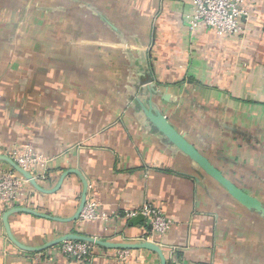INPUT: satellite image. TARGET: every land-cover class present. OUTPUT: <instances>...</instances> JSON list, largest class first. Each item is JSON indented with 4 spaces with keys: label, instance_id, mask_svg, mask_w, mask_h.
<instances>
[{
    "label": "crops",
    "instance_id": "crops-1",
    "mask_svg": "<svg viewBox=\"0 0 264 264\" xmlns=\"http://www.w3.org/2000/svg\"><path fill=\"white\" fill-rule=\"evenodd\" d=\"M18 1L36 11L24 0H0L10 13ZM250 1L251 21L236 37L190 32L183 0H50L41 9L56 14L57 25L87 32L82 40L56 41L61 48L52 45L37 66L17 63L21 56L2 58L0 155L29 145L50 161L34 176L42 191L26 184L14 206L44 216L22 210L7 216L17 244L0 207V264H160L156 253L143 249L130 250L126 261L118 250L98 246L82 260L57 246L39 249L69 234L138 242L143 225L114 216L145 203L172 222L151 240L166 264H264V218L239 206L167 144L143 112L159 108L188 140L178 124L213 126L215 140H250L264 159V0ZM84 189L86 202L96 203L108 220H71Z\"/></svg>",
    "mask_w": 264,
    "mask_h": 264
},
{
    "label": "rangeland",
    "instance_id": "rangeland-1",
    "mask_svg": "<svg viewBox=\"0 0 264 264\" xmlns=\"http://www.w3.org/2000/svg\"><path fill=\"white\" fill-rule=\"evenodd\" d=\"M24 1L29 6L34 7L36 11L29 13L23 10L22 4L18 1V5L13 4L16 6L15 10L10 13V11H7V7L4 10L0 2V65L6 63V61L2 62V58L6 59L9 57L13 60H18L21 56L24 60L17 61V63H24L25 67H29L32 64L37 66V60L49 57L52 45L54 48L58 45L56 41L60 44L67 39L82 40V33L86 30L68 28L64 22H61V25H57L56 14H53L55 17L52 15L51 18L50 14L41 12V9L52 5L50 0ZM10 9H13V7ZM57 48H61V45H58ZM29 55L36 56L32 58L34 60H31V57L27 59ZM13 63L16 64V61ZM195 113L200 114V110L196 109ZM178 115L184 116L186 114L181 111ZM193 115H190L192 120ZM178 118H181V122L183 121L181 116ZM178 126L187 132L189 141L195 144L198 150L211 159L219 169L223 170L221 171L225 176L232 179L236 185L245 186L243 189H250L264 200V184L261 183V180H264V159L257 157L258 153L252 152L249 147L252 144L250 140L247 143L235 137L234 140L232 139L233 141L230 139L215 140L214 127L209 125L197 126L180 123ZM231 142H233V145ZM220 155H223V157ZM251 170L255 171L256 174L251 172ZM254 185L255 188H253Z\"/></svg>",
    "mask_w": 264,
    "mask_h": 264
},
{
    "label": "built area",
    "instance_id": "built-area-1",
    "mask_svg": "<svg viewBox=\"0 0 264 264\" xmlns=\"http://www.w3.org/2000/svg\"><path fill=\"white\" fill-rule=\"evenodd\" d=\"M189 5L183 18L190 32L201 29L214 31L218 36L236 37L246 32L251 21L253 3L250 0H183ZM8 156L33 177L37 170H44L49 159L37 154L29 145H13ZM27 182L8 168H0V207L4 210L13 208L25 196ZM141 216L150 226L148 232L140 240H157L171 227V220L159 207L145 203L137 209L117 213L115 219H133ZM105 213L99 212V206L94 202L84 205L80 214L83 222L108 220ZM95 249L94 245L83 242H64L57 246L60 254L75 260H82ZM117 257L126 261L130 250H118ZM181 264V263H171Z\"/></svg>",
    "mask_w": 264,
    "mask_h": 264
},
{
    "label": "water",
    "instance_id": "water-1",
    "mask_svg": "<svg viewBox=\"0 0 264 264\" xmlns=\"http://www.w3.org/2000/svg\"><path fill=\"white\" fill-rule=\"evenodd\" d=\"M152 93H153L152 95H154V90ZM143 112L147 120L150 122V124L153 126L156 132L159 133L164 140H166L167 144H169L172 148L183 154L204 175L208 176L211 180L216 182L231 199H233L237 204H239V206L245 208L250 212L259 214L260 217L264 218V203L260 201L258 198L252 196L251 194L243 190L238 185H236L232 179L225 176V174L209 158H207L200 150H198V148L192 142H190L185 137L184 134L179 132L170 124L166 116L162 114L159 108L150 105L147 108H143ZM229 129L238 135L244 136V134L237 129H234L232 127H229ZM0 163L5 164L8 169L12 170L17 175H19L23 180L27 182V184L34 186L38 190H41L36 184L34 177L28 171L18 166L8 155H0ZM85 202H86V190L84 189V193L82 195V200L79 205L78 211L74 216V218L71 220L79 219L80 213L84 208ZM19 210L26 211L37 216H44L38 213L35 214L34 212L26 209H16L15 207L7 209L2 215V222L8 232L7 234L9 235L10 239L13 242L15 241L13 240L8 230L7 216L10 213ZM64 242H83L86 244H91L94 246H98L106 249H114V250L143 249L156 253L159 256L160 264H166L165 258L162 255L160 247L155 242L150 240L116 243L108 240H101L98 238L82 236L79 234H69L53 242H50L49 244L39 249L43 250V249L55 247ZM20 247L24 248L22 246Z\"/></svg>",
    "mask_w": 264,
    "mask_h": 264
},
{
    "label": "trees",
    "instance_id": "trees-1",
    "mask_svg": "<svg viewBox=\"0 0 264 264\" xmlns=\"http://www.w3.org/2000/svg\"><path fill=\"white\" fill-rule=\"evenodd\" d=\"M125 222H126L127 224H130V223H132V222L137 223V224H138V223H141V224L143 225V228L145 229V232H148L149 229H150V226H148V225L145 223L144 219H143L141 216H137V217H135V218H133V219L125 220Z\"/></svg>",
    "mask_w": 264,
    "mask_h": 264
}]
</instances>
